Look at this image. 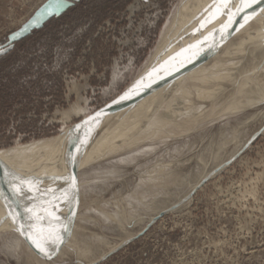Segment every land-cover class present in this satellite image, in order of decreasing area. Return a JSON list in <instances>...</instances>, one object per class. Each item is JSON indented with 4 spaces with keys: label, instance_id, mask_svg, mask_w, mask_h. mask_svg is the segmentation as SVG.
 <instances>
[{
    "label": "rangeland",
    "instance_id": "rangeland-1",
    "mask_svg": "<svg viewBox=\"0 0 264 264\" xmlns=\"http://www.w3.org/2000/svg\"><path fill=\"white\" fill-rule=\"evenodd\" d=\"M186 1L0 0V150L56 138L107 105L126 119L154 73L161 77V71L166 70L169 74L162 78L171 82V88L196 54H208L210 43L219 45L218 36L223 35L211 11L215 9L209 10V4L202 6L201 19L210 13L213 18L203 23L206 28L202 26V33L189 32L192 39L177 49L179 55L170 57L188 35H181ZM218 14L221 17L223 12ZM193 21L188 16L186 22ZM205 46L210 48L207 52ZM193 49L198 52L190 51ZM242 57L232 69L233 79L227 77L212 86L216 90L213 97L179 95L189 96L190 105L200 106L194 117L177 118L182 127L168 130L158 125L157 129L150 123L167 99L157 96L144 112L128 118L133 129L125 130L128 119L113 126L114 135L108 129L107 135L113 137L107 136L108 142L119 147L115 150H105L110 142L106 141V128L105 132L94 129L97 120L78 130L70 156L66 154L67 141L54 153L57 182L41 184L46 189L30 202L34 209L39 197L49 191L37 214L25 216L14 206L6 209L12 217L20 213L15 221L24 225L26 233L30 220L47 235L57 222L63 225L72 218L67 241L58 255L47 261L29 248L13 223L7 228L0 225V264H264V129L249 142L264 123V93L257 80H250L247 91L236 87L246 73L252 75L264 65V54L261 51L250 60L247 54ZM180 62L185 63L182 70ZM164 83L163 88L168 84ZM197 84L188 85L191 92L195 93L192 87ZM119 96L127 98L116 100ZM233 99L238 102L230 104ZM117 131L121 136L127 133L123 141L116 136V144ZM134 132L140 136L131 141ZM101 140L105 147L99 148ZM31 152L27 149L17 154L24 157L13 162L15 176L24 171L20 164L28 162ZM233 156L186 197L201 177ZM70 178H74V186ZM172 203L173 208L141 235L129 239ZM74 204L77 209H70ZM36 216L41 219L37 221ZM52 230L59 233L58 228ZM121 241L125 243L120 245ZM112 249L109 256L95 262Z\"/></svg>",
    "mask_w": 264,
    "mask_h": 264
},
{
    "label": "bare ground",
    "instance_id": "bare-ground-1",
    "mask_svg": "<svg viewBox=\"0 0 264 264\" xmlns=\"http://www.w3.org/2000/svg\"><path fill=\"white\" fill-rule=\"evenodd\" d=\"M186 3H187V5H186ZM210 5L209 7V10H211V9H215V10H211L212 12H215L214 14H213V17H215V19L216 18H218L217 19V22H219V27L221 28V30L224 28V25H226V24H228V23H226L227 21H229V16H228V13H229V7L228 6H230V8H234V6H236V5H240V0H235V2H234V0H230V3L228 4V6L226 7V8H223V9H220V7H219V5L216 3V0H188V2L186 1L185 2V5L184 6H186L185 7V9L184 8H182V9H180V12H181V15L182 14H184L185 12L187 13V15H185L186 16V20L188 19V16H190V19H191V22L193 21V19L195 20V18H196V20H199V21H201V22H197V21H193V24L191 23H187L186 22V20H185V23H183L182 22V26L184 27L183 29V31H182V29H178V31H182V33H181V35L182 34H184V35H186V33H188V35H187V38H185V41H184V43H182V42H179L180 44H178V46H175V47H177L175 50H174V53H172V54H170V57H172V55H179V51L177 52V49H180L181 48V45L183 46V44H187L188 43V41L189 40H191L190 39V35L192 34H198V32H199V30H202V23H206V21H208L209 22V20L210 19H212L213 17H211V13H210V16H207L206 18H204V19H201V14L199 13V9H200V11L202 10L201 9V7L203 6V7H205L206 5ZM183 6V5H182ZM208 7V6H207ZM187 8H190L189 9V11H188V9ZM184 9V13H183V10ZM228 9V10H227ZM246 9V8H245ZM222 11L223 12V15H221V17H219V11ZM231 11V10H230ZM232 12V11H231ZM233 13V12H232ZM179 14V13H178ZM178 14H176V15H178ZM199 14V15H198ZM204 15V14H203ZM175 16V15H174ZM185 16L183 17V18H185ZM206 16V15H205ZM257 16H259V17H257V20H258V23L259 24H261L262 23V27H263V29H264V21H262V19L264 18V11H261ZM176 18H177V16H175ZM226 17V18H225ZM246 17V16H245ZM235 18V15L233 16V19ZM182 19V18H181ZM214 19V20H215ZM174 20H175V18H174ZM239 21H241V18H240V20ZM225 22V23H224ZM214 23H215V21H214ZM179 24V23H178ZM176 24H174V26H175ZM204 26H203V28H206V25L205 24H203ZM216 25V24H215ZM173 26V25H172ZM171 26V27H172ZM181 26V25H180ZM179 26V28H181ZM230 26H231V24H230ZM229 26V27H230ZM250 26V25H249ZM189 27V28H188ZM209 27V26H208ZM229 27L228 28H226V29H224V31H223V33H222V31L221 32H219V33H222V34H227V33H229ZM168 28V27H167ZM173 28V27H172ZM169 29H167V31H168ZM176 30H177V28H176ZM211 31V30H210ZM215 31V30H214ZM189 32L191 33V34H189ZM213 32V31H212ZM211 32V33H212ZM216 32V31H215ZM214 32V33H215ZM179 33V32H178ZM178 33H174V34H178ZM199 33H202V31L201 32H199ZM204 33V32H203ZM208 33V32H207ZM211 33H210V35H211ZM176 35H175V37H176ZM184 35H183V37H184ZM200 35V34H199ZM205 35V34H204ZM212 35H216V34H212ZM178 36V35H177ZM206 36V35H205ZM165 37V36H164ZM172 37V36H171ZM174 37V36H173ZM179 37V36H178ZM197 37V36H196ZM199 37V36H198ZM195 38V37H194ZM201 38V37H200ZM210 38V37H209ZM212 38V37H211ZM210 38V39H211ZM214 38H215V36H214ZM213 38V39H214ZM218 38H220L219 36H218ZM262 38H264V34H263V32L261 33V32H258V30H254L253 28L251 29H249V30H247V31H245V33H242V34H240V35H238V36H236L235 37V39H233L232 41H230V43H229V45H227L226 47H223L222 49H221V51H219V45H215V44H211L210 43V48H208L207 46H205V51L207 52L209 49H210V54L208 53V54H204V56H206L204 59V62L202 63V62H200V60L201 59H203V55H201V54H203L204 53V51H203V53H200V54H196V56L198 55V57L196 58V59H194L193 61H190V63L192 64H189V62H187L188 64H189V67H188V64H187V71L186 72H182L183 73V75H181V77H179L176 81H174L172 84H173V86H171V88H169L168 87V85L170 84L171 85V82H169L168 80H161L160 82L161 83H158L159 85L158 86H156V92L154 91L153 93H151V95H149L148 97H146V95H143V93L140 95V99L137 101V103L135 104L136 106L133 108V109H131L130 111H129V114H127L128 115V118L129 119H131V118H133L137 113L139 114V113H141V112H144L146 109H147V107H149V105L151 104V102L152 101H154V100H156L157 99V96L158 97H161V96H163V99H164V97H166L167 99L165 100V104H164V106L160 109L159 108V111L157 110V112H156V114L155 113H153L154 115L152 116V120H151V124L153 125V126H155V124H156V128L158 129V125H161L163 128L165 127L166 129H168L169 130V128H174V127H177V126H180V127H182L183 126V124H182V122H181V120H178L177 118H181V119H183V118H186V117H184V116H188L189 118H191L192 116L194 117V115H196L198 112L197 111H199L200 110V106H198V104H196V105H190L189 104V99H188V97L186 98L185 96H183V97H181V96H179L180 94H184V95H191V93H193L195 96L197 95L198 97H201V98H205V97H207V98H211V97H213L214 95H215V91L216 90H214V88H212V86H215L216 84H219V82H218V80H221V79H224V78H227L228 77V79H233L232 77V74H233V70L232 69H234V68H237L238 67V64H240V60L241 59H243L244 57H242L243 56V54H247V56H248V58L249 59H247V60H250V59H252V58H254L255 59V57H257V55H258V53H260L261 51H262V53L264 54V48H263V44H262ZM164 39V38H163ZM173 39V38H172ZM178 39V38H177ZM181 39V38H180ZM179 39V40H180ZM174 40H176V38H174ZM179 40H177V42L179 41ZM182 40H184V39H182ZM196 40V39H195ZM194 40V41H195ZM209 40V39H208ZM169 41V40H168ZM193 41V40H192ZM210 41V40H209ZM219 41V40H218ZM196 42V41H195ZM168 43V42H167ZM182 43V44H181ZM203 43V42H202ZM205 43V42H204ZM203 43V44H204ZM208 43V42H207ZM160 44V43H159ZM169 44H171V43H169ZM180 45V46H179ZM202 45V44H201ZM167 46H169V45H167ZM167 46H166V48H167ZM218 46V47H217ZM199 47V46H198ZM201 47V46H200ZM204 47V46H203ZM215 47H217L216 49H215ZM165 48V49H166ZM187 48V47H186ZM185 48V49H186ZM195 48V47H194ZM208 48V49H207ZM167 49H171V48H167ZM189 49V48H188ZM192 49V48H191ZM203 49V48H202ZM161 50H163V47H162V49ZM201 50V49H200ZM156 51V50H155ZM169 51H172V50H169ZM190 51H192V52H195V51H197V50H190ZM202 51V50H201ZM162 52H164V50L162 51ZM166 52V51H165ZM164 52V53H165ZM173 52V51H172ZM198 52V51H197ZM205 52V53H206ZM158 53V52H157ZM156 53V54H157ZM161 53V52H160ZM185 53V52H184ZM196 53V52H195ZM163 54V53H162ZM162 54H159V56L160 55H162ZM167 54V53H166ZM186 54H189V52L188 53H186ZM180 55H182V56H184V54H180ZM158 56V57H159ZM163 56H164V54H163ZM208 56V57H207ZM157 57V56H156ZM162 57V56H161ZM178 57V56H177ZM187 57V56H186ZM192 58V57H191ZM154 59V58H153ZM161 59V58H160ZM176 59V58H175ZM152 60V59H151ZM162 60V59H161ZM264 60V59H263ZM179 61V60H178ZM184 61V60H183ZM228 61H230V62H228ZM159 62V61H158ZM226 62H228V70H227V68H226V65H225V63ZM151 63V62H150ZM155 63H157V62H155ZM154 63V64H155ZM168 63V62H167ZM183 62H180V65L182 64ZM153 63L151 64V65H154ZM164 64H166V63H164ZM176 64V66H177V63H175ZM184 65H185V63H183ZM182 64V65H183ZM181 65V66H182ZM191 65V66H190ZM158 66H159V64H158ZM174 66V65H173ZM262 66H264L263 64L260 66V69L258 70V71H253V73H252V75H251V72H250V74L249 73H246L245 74V78H244V80L241 82V83H239L236 87H237V89H239V88H243V90H242V92L243 91H247L248 90V88H247V86L246 85H248L249 83H250V80L252 81V80H257L258 81V83L260 84V89L263 91V93H264V67H262ZM152 67V66H151ZM150 67V68H151ZM179 67V66H178ZM155 68V67H154ZM165 68V67H164ZM241 68H242V66H241ZM148 69V68H147ZM155 69H157V71H158V68H155ZM162 69H163V67H162ZM182 69H184L183 68V66H182V68H181V70ZM256 69V68H255ZM150 70V69H149ZM153 71H154V69H152ZM171 70H173V67H170V69H169V72H172V74L174 73L173 71H171ZM147 71V70H146ZM153 71H151V73L153 72ZM156 71V72H157ZM163 74L161 75V77H163L164 76V74H166L167 72H166V70H163V71H161ZM180 72V71H179ZM154 74H156V73H154ZM169 73H167L165 76H167ZM178 74V73H177ZM144 75H146V74H144ZM143 75V76H144ZM204 76H207L206 78H203ZM210 76V77H209ZM209 77V78H208ZM173 78V77H172ZM167 79V78H166ZM151 81H152V78H151ZM151 81H149L150 83H151ZM149 82H147L146 84H148ZM163 82H165V83H168L167 84V87H164L163 88V86H162V84H163ZM196 82H198V83H200V84H202V85H200L199 86V84H197ZM164 83V84H165ZM211 84L210 86H208V84ZM191 84H197V86H193L192 87V89H194V91H195V93L194 92H191L190 90V88H189V86L188 85H191ZM212 84H214V85H212ZM142 86H144V85H142ZM162 86V87H161ZM207 87H209V88H207ZM142 88V87H141ZM146 88V87H145ZM160 88V89H159ZM144 91V90H143ZM219 91V90H218ZM240 91V90H239ZM236 92V91H235ZM229 93V92H228ZM192 94V95H193ZM226 94V93H225ZM235 94V93H234ZM230 95V94H229ZM177 96V97H176ZM233 96H235V95H233ZM223 97V96H222ZM221 97V99H223L224 100V98H222ZM224 97H226V96H224ZM236 97V96H235ZM194 98V97H193ZM262 98V100H264V97H261ZM194 99H196V98H194ZM232 99V98H231ZM199 101H200V98H199ZM203 100H201V102H202ZM213 101V100H212ZM231 101V102H230ZM229 101V103L230 104H232V103H237L238 102V100H235V99H233V100H230ZM200 102V103H201ZM216 102H218V100L216 101ZM212 103H214V102H212ZM212 103H210V104H212ZM228 103V104H229ZM162 104V103H161ZM205 104V103H204ZM215 104V103H214ZM227 104V103H226ZM229 104V105H230ZM203 105V104H202ZM151 106V105H150ZM127 107V106H126ZM160 107V106H159ZM113 107H111V106H109V105H107L104 109H103V111H102V113H101V116L99 117V119L97 120V121H95L97 124H94L95 125V127H94V129L95 128H97L99 131H101V130H103L104 128H106L105 130L107 131V132H105L104 130V132H105V134H106V138H107V140L106 139H103V140H106L107 142H108V137L107 136H111V135H107V133H108V129L110 130L109 131V133L111 132V129H112V132L114 131V127L113 126H116V125H118V124H120V123H122L124 120H127L128 118H123L122 116H124V115H122V116H119L120 114H122V112L121 111H118V112H113ZM143 109H145L144 111H143ZM203 109V108H202ZM205 109V108H204ZM216 109V108H215ZM207 110V109H206ZM213 111H214V109H213ZM203 112V111H202ZM205 112V111H204ZM215 112V111H214ZM200 114V113H199ZM202 114V113H201ZM213 114V113H212ZM108 116V117H107ZM182 116V117H181ZM200 116V115H199ZM106 117V118H105ZM121 117V118H120ZM126 117V116H125ZM188 118V119H189ZM197 118V117H196ZM102 119H104V120H102ZM128 119V121H129V126L127 127V128H125V130H130V129H133L134 127H135V125L134 124H132V122H131V120H129ZM102 120V121H101ZM133 120H135V119H133ZM132 120V121H133ZM191 120V119H190ZM128 121H126L127 123H128ZM182 121H184V120H182ZM188 121V123H190L189 122V120H187ZM193 121H194V118H193ZM192 122V121H191ZM135 123V122H134ZM146 123V122H145ZM187 123L185 122V126H187L186 125ZM193 124V122L191 123V125ZM122 125V124H121ZM121 125H119V126H121ZM132 125H134V126H132ZM145 126L147 125V123L146 124H144ZM143 125V126H144ZM127 126V125H126ZM151 126V125H150ZM111 127H113V128H111ZM179 127V128H180ZM91 128V127H90ZM89 128V129H90ZM143 128V127H142ZM155 127H154V129H156ZM93 129V130H94ZM117 129V128H116ZM122 129L124 130V128H120V131L121 132H123L122 131ZM165 129V130H166ZM176 129V128H175ZM181 129V128H180ZM88 130V129H87ZM118 131H119V129H117ZM144 131H145V129H143ZM146 130H147V128H146ZM86 131V130H85ZM96 131V130H95ZM118 131H117V133H115V140L113 141V142H117V139H116V136H118V137H121V139H122V137H123V139H122V141L124 140V139H126V133H127V131L125 132V133H123V135L121 136L120 134H121V132H119L118 133ZM159 131V130H158ZM178 131V130H177ZM94 132V131H93ZM115 132V131H114ZM114 132L113 133H111L112 135H114ZM168 132V131H167ZM61 133V132H60ZM103 134V133H102ZM104 134V135H105ZM116 134H118V135H116ZM99 135V134H98ZM129 135V134H128ZM133 135V137H132V139H131V141H134V140H137L138 139V137L140 136V133L138 132V134L137 133H131V135L130 136H132ZM141 135H143V134H141ZM67 136H68V132H67V130H64L61 134H59L56 138L55 137H52V138H47V139H41V140H38V141H35V142H33L31 145L30 144H27V145H22V146H18V147H15V148H8V149H4V150H0V175H2L3 173H2V170H4V172L6 173V174H8L7 175V177L9 178V179H7L5 182H6V185H7V191H8V193L11 195V196H14L15 198L17 197V195H15L14 194V192H13V190H12V188L9 186V181H10V178L11 177H13V176H15L16 175V172H15V170L13 169V162H14V160L15 159H18V158H16V157H24V156H21V155H17L18 153H21V152H24V150H29V149H31V151L33 152H31L32 153V155L30 156V158H29V160H28V162L26 161V162H23L22 164H20L21 165V171L22 170H24L20 175L18 174L17 176L20 178V180H24V181H28V182H30L29 184H25V185H21V187H23L24 188V190H25V195H27L25 198H23V200H26L27 201V199H28V202H29V204H30V202H33V200H32V198L33 197H37V196H39V194H41L42 193V189H46V188H44L43 186L44 185H41V184H48V182L49 183H56L57 182V179H56V174H57V162H58V160H57V162H56V160H55V156H57V154H54V153H56L57 152V150L59 149V147L64 143V142H66L67 141ZM102 137H104V136H102ZM97 138V137H96ZM100 138V137H99ZM111 138H112V140H113V137L111 136ZM111 138L109 139V140H111ZM81 139V138H80ZM103 140H101L100 141V143L101 142H103ZM118 140H120V138H118ZM128 140H130V138H128L127 139V141ZM73 141V140H72ZM105 141V142H106ZM122 141H120V142H122ZM90 142V141H89ZM110 142V146L108 145L107 147H105L104 146V142L103 143H101V146H100V143H99V148L100 147H102V144H103V147H105L106 149L105 150H108V151H111V150H115V148H119V147H116V145L115 146H113L112 147V145H111V141H109ZM108 142V143H109ZM98 143V142H97ZM96 143V144H97ZM108 143H106V144H108ZM123 143V142H122ZM125 143V142H124ZM114 144V143H113ZM117 144V143H116ZM66 145V144H65ZM75 145H76V140H74V142H72L71 144H69V145H67V148H66V154H67V156H70L71 154H72V149H73V147H75ZM77 145H79V144H77ZM123 145V144H122ZM52 146L54 147V149L52 148ZM94 146V145H93ZM62 147V146H61ZM60 147V149H63V148H61ZM110 147V148H109ZM78 148V147H77ZM98 148V149H99ZM52 149H53V152H51L52 151ZM23 150V151H22ZM101 150V149H100ZM61 150H59V153H61L60 152ZM63 152V151H62ZM100 152V151H99ZM64 153V152H63ZM92 153V152H91ZM65 154V153H64ZM64 154H62V156L64 155ZM61 155V154H60ZM59 155V156H60ZM86 155H90V153H88V154H86ZM53 156H54V158H53ZM91 156V155H90ZM64 157V156H63ZM58 159V158H57ZM61 161H62V159H61ZM20 167V166H19ZM18 167V168H19ZM50 167V168H49ZM51 173V175H50V180H47V176L46 175H48V174H50ZM45 174V175H44ZM44 175V176H43ZM15 183H19V181H16ZM196 185V184H195ZM51 186V185H50ZM48 192L49 191H45L40 197H39V200L35 203L36 205H35V207H33L34 209H33V212H31V213H29L30 215H36L37 213H36V211H39L40 209H41V207L43 206V204L45 203V201H46V199L48 198ZM46 193V194H45ZM24 195V196H25ZM1 197H3V199L1 198ZM5 197H4V195H3V190H2V188H1V186H0V215H1V217H2V215L4 216V214H6V213H8V210H6V206L4 207L3 206V204L2 203H4L5 201V199H4ZM17 199V198H16ZM19 200L21 199V198H18ZM4 201V202H3ZM8 209H13L11 206H9L8 207ZM14 209H16L15 207H14ZM24 213H25V216H26V212H25V210H24ZM11 214V213H10ZM6 216V215H5ZM3 218V217H2ZM1 218V219H2ZM0 219V220H1ZM4 219V218H3ZM10 223H12L10 220H9V218H7V217H5V219L2 221V222H0V225L1 226H3L4 228H7V226H10ZM18 224H20V223H18ZM61 223L60 222H57V224L56 225H53V228H51V230L52 229H54V228H58V230H59V233H57V234H59L60 235V233H61V229H62V227H63V225H60ZM17 225V224H16ZM18 226V225H17ZM15 227V226H14ZM1 230V229H0ZM23 231L26 233V230L25 229H23ZM49 246L48 245H46V248H48ZM110 249V248H109ZM103 254H104V252H103ZM100 255V254H99ZM101 256V255H100Z\"/></svg>",
    "mask_w": 264,
    "mask_h": 264
},
{
    "label": "water",
    "instance_id": "water-1",
    "mask_svg": "<svg viewBox=\"0 0 264 264\" xmlns=\"http://www.w3.org/2000/svg\"><path fill=\"white\" fill-rule=\"evenodd\" d=\"M229 7V11L231 10L233 13H236V10L238 7H240V5H236L234 6V8H230ZM264 11V0H259V3L253 4L251 7L249 8H244L243 11H240L238 14L235 15V18L232 19V23L231 26L229 27V33L227 34H223L220 38H219V51H221V49L223 47H226L227 45H229L230 41H232L233 39H235L236 36L245 33V31L249 30L250 28L254 29V30H258V32H263L264 34V29L261 25H259L258 20L256 18V16L261 12ZM246 16V17H245ZM241 18V21H239ZM225 23V22H224ZM250 25V26H249ZM262 44H263V48H264V38H262ZM205 60V59H204ZM203 60V62H204ZM202 62V61H200ZM202 62V63H203ZM163 78L159 76V74H155L152 78V82L150 83V85L147 87L146 90H144L143 95H146L149 91H151L152 88H154V86L156 84H158ZM121 96H119L116 100L120 99ZM115 101V100H114ZM105 108V107H104ZM103 108V109H104ZM103 109H100L96 112H94L93 114H91L90 116H88V118H83L82 120L74 123L73 125L70 126L69 132H68V136H67V145L71 144L72 142H74V136L76 134V132L78 130H82L83 128H87L88 126H90V123L98 120L99 117L101 116V113L103 111ZM264 129V123L253 133L252 138L249 140V142L255 137L257 136L259 133H261V131H263ZM73 140V141H72ZM244 149V148H243ZM242 149V150H243ZM241 150V151H242ZM240 151V152H241ZM238 152V153H240ZM237 153V154H238ZM235 156L229 158L228 160L222 162L221 164L217 165L216 167H214L210 172H208L207 174H205L203 177L200 178V180L198 181V183L195 185V187H193L189 193L187 194L186 197H190L197 188H199L201 186V184H203V182L214 172L220 170L223 166H225L226 164H228V162H230V160L232 158H234ZM1 170V169H0ZM2 175H0V186L3 190V195L5 197V202L4 204L6 205V209L11 206L13 208V206L20 210L21 212L26 209V208H32L31 203L29 204L27 201L22 200V199H18V197H14L11 196L8 191H7V185H6V180L9 179L7 177L8 174H6L4 172V170H2ZM76 200V199H75ZM78 201V200H77ZM174 204H170L162 209H160L158 212H156L151 219L149 220V222H147V224L134 236H132L129 239H133L136 238L137 236L141 235L148 227L150 224H152L157 218H159L162 214H164L165 212H168L171 208H173ZM70 209L76 210L77 209V204H74L70 207ZM6 217L9 218V220L13 223V225L15 226V228L18 230L19 233L22 234V236L25 238L29 248L41 259L43 260H51L53 259L56 255H58L57 253L61 250L63 244L67 241V238L69 237V231L67 229V231L63 230L62 227V231L60 233V236L62 237V242L59 243L58 246L56 245H49V247L47 248L48 254L45 255L44 253H41L40 250L38 248L35 247V245L33 244L32 240L29 239L28 235L25 234V232L20 229V225L17 224V222L13 219V217L9 214L6 213ZM71 217V216H70ZM72 218L69 219V221L66 224V226H69L70 223H72ZM33 220L28 223V225H32ZM18 226H17V225ZM70 227V226H69ZM68 227V228H69ZM124 241H121L120 245L124 244ZM109 250L106 253H104L97 261L98 262L100 260L105 259L107 256H109L112 251Z\"/></svg>",
    "mask_w": 264,
    "mask_h": 264
},
{
    "label": "snow or ice",
    "instance_id": "snow-or-ice-1",
    "mask_svg": "<svg viewBox=\"0 0 264 264\" xmlns=\"http://www.w3.org/2000/svg\"><path fill=\"white\" fill-rule=\"evenodd\" d=\"M216 3L219 5L220 9L226 8L228 4L230 3V0H216ZM259 3V0H240V7L237 8L236 13H232L229 11V23L224 25V28L221 30L222 33L224 29L228 28L230 24L232 23L233 16L238 14L240 11H243L244 8H249L253 4ZM210 22V21H209ZM203 26V23L202 25ZM127 97H121V99H125ZM73 180V186H74V178H70ZM13 181H19V183H14ZM30 182L20 180L18 176H13L12 180L9 181V186L12 188L15 195H17L18 198H23L25 195V190L21 185L29 184ZM26 213L33 212V209L26 208ZM20 216V213H15L13 215V219L16 220ZM35 219L39 221L41 218L39 216H36ZM24 228L23 224H20V229L22 230ZM63 230L67 231V226H63ZM28 235L29 239L32 240L33 244L36 248L40 250L41 253H44L45 255L48 254L46 245L52 244L58 246L59 243L62 242V237L55 233L54 230H49L48 234H44V230L42 228L37 229L36 224L29 225V231L25 233Z\"/></svg>",
    "mask_w": 264,
    "mask_h": 264
}]
</instances>
